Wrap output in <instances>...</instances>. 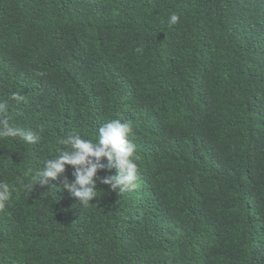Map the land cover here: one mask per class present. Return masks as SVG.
I'll use <instances>...</instances> for the list:
<instances>
[{
    "label": "trees",
    "instance_id": "16d2710c",
    "mask_svg": "<svg viewBox=\"0 0 264 264\" xmlns=\"http://www.w3.org/2000/svg\"><path fill=\"white\" fill-rule=\"evenodd\" d=\"M0 102L40 136L0 138V264H264V0H0ZM113 119L138 189L38 184Z\"/></svg>",
    "mask_w": 264,
    "mask_h": 264
},
{
    "label": "clouds",
    "instance_id": "9594fccd",
    "mask_svg": "<svg viewBox=\"0 0 264 264\" xmlns=\"http://www.w3.org/2000/svg\"><path fill=\"white\" fill-rule=\"evenodd\" d=\"M180 17L172 13L169 23L176 24ZM11 99L23 102L24 97L14 92ZM8 105L0 102V138H20L28 144H36L40 136L32 130H23L12 125L3 114ZM132 133L130 122L113 119L102 124L97 130V139H84L79 134H70L60 140L65 148L54 158L43 161L38 174V184L43 186L49 179L56 180L63 176L66 166H71L73 179L66 176L62 179V187L79 201L80 205H90V201L98 198L97 184L109 186L118 194L130 193L139 188L137 164L135 162V146L129 140ZM102 158L107 161L105 165ZM105 167L115 169L114 175L100 177L98 172ZM31 187V186H29ZM12 198V188L6 182H0V211H3Z\"/></svg>",
    "mask_w": 264,
    "mask_h": 264
}]
</instances>
